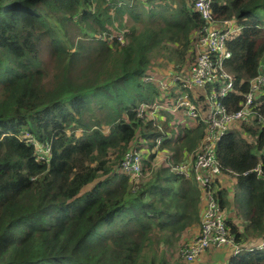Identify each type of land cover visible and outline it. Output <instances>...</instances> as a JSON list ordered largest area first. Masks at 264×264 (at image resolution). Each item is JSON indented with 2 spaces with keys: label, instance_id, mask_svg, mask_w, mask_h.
Listing matches in <instances>:
<instances>
[{
  "label": "trees",
  "instance_id": "1",
  "mask_svg": "<svg viewBox=\"0 0 264 264\" xmlns=\"http://www.w3.org/2000/svg\"><path fill=\"white\" fill-rule=\"evenodd\" d=\"M211 3L217 22L243 27L224 62L234 93L223 105L234 114L263 72L264 0ZM206 26L190 0H0V264H192L184 250L166 254L200 225L202 191L172 165L198 150L206 125L189 129L167 107L185 95L172 78L194 64ZM256 97L264 116V91ZM261 125L240 123L254 143L228 130L216 145L222 172L245 197V229L227 220L243 251L264 240ZM140 139L150 150L161 140L172 163L152 169L151 154L134 183L118 167ZM232 261L264 264V251Z\"/></svg>",
  "mask_w": 264,
  "mask_h": 264
},
{
  "label": "built area",
  "instance_id": "2",
  "mask_svg": "<svg viewBox=\"0 0 264 264\" xmlns=\"http://www.w3.org/2000/svg\"><path fill=\"white\" fill-rule=\"evenodd\" d=\"M190 3L207 26L199 38L197 44L198 57L194 64L186 72L172 78L173 83L178 82L183 86L185 95L178 96L172 101V105L167 107L171 108L174 105L175 111L173 113L184 111L185 116L191 121L190 127L192 128L207 125L201 147L193 154H185L180 164L172 165L173 172L177 174L187 178L194 174L206 198L201 233L182 254L186 263H193L211 248L231 246L234 249L235 258L245 252L264 251V240L245 251L237 247L235 238L229 233L225 211L217 199V185H215L218 178L223 174L216 155V145L223 134L236 123L255 120L256 116L253 110L256 96L264 91V65H262V74L250 82V90L244 95V100L240 103L238 111L229 114L223 105V100L229 93H234V79L225 71L224 62L232 56L228 43L242 32L243 27L233 20L222 22L219 26L215 25L218 22L213 15L211 0H190ZM100 38H103L104 41L108 39L106 36ZM217 73H221V78L216 77ZM217 79L223 82V88L211 87V92H206L208 83ZM196 91L205 92L206 104L197 99L191 100L189 92ZM31 142L36 144L33 139ZM160 144L161 140H158L157 146L150 150L144 140L142 146H136L124 157L118 167V172L128 176L132 182L139 183L141 178H145L143 169L145 163L150 161L151 154L154 155V159L150 161L152 169H157L160 166L168 167L169 161L172 163V153L161 150ZM37 149L39 153L40 149L48 152V149H43V147ZM155 159L160 162H155ZM255 172L258 175L262 174L259 167ZM149 175L150 173L147 176L149 177Z\"/></svg>",
  "mask_w": 264,
  "mask_h": 264
},
{
  "label": "crops",
  "instance_id": "3",
  "mask_svg": "<svg viewBox=\"0 0 264 264\" xmlns=\"http://www.w3.org/2000/svg\"><path fill=\"white\" fill-rule=\"evenodd\" d=\"M249 85H250V83H249ZM212 87H215L217 89H221V88H223V82L221 80L217 79L216 81H213ZM249 90H250V87H249ZM225 109L227 110V108H225ZM253 112H254V115L256 116L255 120H257L259 122V124H263L264 123L263 114H261L258 110H256V108H254ZM255 120L247 121V123H249L251 121H255ZM242 122L243 121L236 123V125H234L230 130L237 128V131L240 133L241 137L245 139V137L243 136L245 134L244 133L245 131L240 126V123H242ZM185 126L189 129L192 128V127H190L191 126L190 122L186 123ZM201 145H202V143H201ZM164 168L167 169V167H164ZM188 178H193L195 181H197L194 174H191V176ZM230 185H232L231 188H229ZM218 186H220V188L223 189L222 191H224V194L226 197L227 204L224 205L223 208L225 209L224 211H225V215H226L227 220H229L230 223L239 226V228L242 232L243 229H245L246 221L243 219L242 211L239 207L240 206L239 201L245 197L244 196L241 197L237 191V178L233 174L223 173L218 178ZM199 188L201 189L202 196H203L202 197V203H201V223L199 226L197 225V226L189 229V231L192 230V231H196L197 233H198V231L201 233L202 218H203L204 210L206 207V198L204 196L202 188L200 186H199ZM184 235H183V237H184ZM198 237H199L198 235L196 237H193L191 239V241H188V243L185 244L184 248L187 249L188 247H190L196 241V239ZM251 240L252 239H250V241ZM228 248L233 249V247H231V246H225L222 248H211L208 251H206L202 256H200L196 261H194L192 264L201 263L202 261H204V259H206L207 254L213 255V257H215L216 259L219 260V261L215 262L214 264H230L231 262H233L232 261L233 253L228 254ZM183 252L181 254H183Z\"/></svg>",
  "mask_w": 264,
  "mask_h": 264
},
{
  "label": "rangeland",
  "instance_id": "4",
  "mask_svg": "<svg viewBox=\"0 0 264 264\" xmlns=\"http://www.w3.org/2000/svg\"><path fill=\"white\" fill-rule=\"evenodd\" d=\"M220 23H222V22H218V23H215V25H217V26H219L220 25ZM129 25L130 26H132L133 25V23L132 22H129ZM143 26V23H141V24H138L137 25V27L138 28H141ZM63 34V33H62ZM67 34H69V31L67 30ZM76 36V34H73L72 35V37H75ZM158 63L159 64H161V67L162 68H166V71H169V73H165L166 75H171V72H170V68H171V64L170 63H166V61H165V58L164 57H161V55H159L158 56ZM213 81H215V80H213ZM213 81H211L210 83H208V85H207V87L206 88H209L210 89V92H211V87H212V83H213ZM172 84H175V83H173L172 82ZM209 92V93H210ZM194 93V95H195V98L194 99H196L198 96H200L201 95V93L200 92H193ZM192 100V99H191ZM204 104H206V101L204 102ZM175 111V106L173 105V106H171V113L172 112H174ZM179 114H180V117H181V123L182 124H186V123H191V121L185 116V113H184V111H179L178 112ZM164 118H161L160 120H163ZM264 125H261V128L263 127ZM233 131H237V128H234V129H232ZM105 132H106V134H108L109 132H108V129L107 128H105ZM245 134L243 135L244 137H245V139L248 141V142H251V143H254L255 141V138H253L252 136H250L249 135V133H246V132H244ZM239 135H240V133H239ZM241 136V135H240ZM140 140H141V142H140ZM139 140V145L138 146H142V144L144 143V140L145 139H140ZM146 141V140H145ZM37 152L39 153V150L37 149ZM162 154H164V153H162ZM39 155L40 156H43L44 155V157L46 156V157H49V154H48V152L47 151H45V150H42V149H40V153H39ZM159 156V155H158ZM159 157H162V156H159ZM115 158L113 157L112 158V160H114ZM232 187V185H230L229 186V188H231ZM90 188H93V185H90L88 188H86V191L88 190V189H90ZM198 233L200 234V232L198 231ZM196 231H192V230H188L186 233H185V235H184V237L180 240V242L179 243H177L176 245H177V247L176 248H174V249H171V251H167V257L168 258H172L173 256H179L180 255V253H181V251H183V250H185V248H184V246H185V244L186 243H188V241H191V239L193 238V237H196L197 235L199 236V234H198ZM245 245H247V244H245ZM156 248H158V254H160V252H163V250H164V248L162 247V245L161 246H157V245H155V249ZM232 253H234V249H232V248H228V254H232ZM217 261H219L218 259H216L215 257H213V255H211V254H207V257H206V259H204V261H202L201 263L202 264H214L215 262H217ZM201 263H198V264H201Z\"/></svg>",
  "mask_w": 264,
  "mask_h": 264
},
{
  "label": "clouds",
  "instance_id": "5",
  "mask_svg": "<svg viewBox=\"0 0 264 264\" xmlns=\"http://www.w3.org/2000/svg\"><path fill=\"white\" fill-rule=\"evenodd\" d=\"M233 254H234V253H233ZM238 257H239V256H238ZM238 257H236V258H238ZM233 259H235V256H234V255H233ZM233 259H232V260H233ZM232 263H233V262H232Z\"/></svg>",
  "mask_w": 264,
  "mask_h": 264
},
{
  "label": "bare ground",
  "instance_id": "6",
  "mask_svg": "<svg viewBox=\"0 0 264 264\" xmlns=\"http://www.w3.org/2000/svg\"><path fill=\"white\" fill-rule=\"evenodd\" d=\"M244 249V248H243ZM262 252V251H261Z\"/></svg>",
  "mask_w": 264,
  "mask_h": 264
}]
</instances>
